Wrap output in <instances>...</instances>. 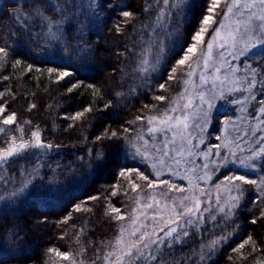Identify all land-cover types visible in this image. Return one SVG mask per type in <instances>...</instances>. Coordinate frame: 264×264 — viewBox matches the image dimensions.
<instances>
[{
	"label": "snow or ice",
	"instance_id": "obj_1",
	"mask_svg": "<svg viewBox=\"0 0 264 264\" xmlns=\"http://www.w3.org/2000/svg\"><path fill=\"white\" fill-rule=\"evenodd\" d=\"M188 6L186 0H172L171 3L170 0H144L138 20L137 12L129 5L114 3L113 0H28L23 6L12 10L11 19L16 27L7 33L8 38L5 39V34L0 32V68H15L27 63L25 59L16 57L24 54L25 48L31 50L32 43L40 46L55 42L58 47L62 44L61 52H68L69 56L79 54L83 59L91 51L90 44L82 35L74 41L70 34L78 30L82 32L84 29L78 28L81 24L88 27L92 22H103L100 21V14L107 9L118 17L111 22L109 31L122 35L124 29L131 25L133 31L146 38L141 39L139 44L134 41L133 45L118 55L132 59L134 67L131 73L138 74L145 86L151 89L149 74L156 72L164 50V43L159 40L161 29L165 23H171V29L163 34L167 38H178V21ZM80 15L88 16V23L81 20ZM12 36H16L13 41L16 47L8 42ZM258 47L260 61L255 65L247 64L248 53ZM241 57L245 58L241 61L244 71L242 76H237L241 68L235 61ZM33 69L34 65L27 63L28 72ZM35 70L40 71L38 68ZM47 72L50 80L55 77L53 83L67 82L65 95L78 93L82 96L91 90L93 101L74 114H65L66 120L81 121L90 126V121L95 120L97 114L111 112L119 102L105 99L101 87L74 79L76 72L68 66L49 67ZM196 77L198 82L194 79ZM7 79L8 76L0 75V80ZM167 80L177 84V96L169 104L162 107L144 104L138 109L141 114L116 126L102 121L103 130L91 141L93 145L99 144L101 147L89 148L87 159L85 156L76 157L81 162L79 167L92 170L103 168L109 161V153L105 151L108 148L124 151L126 159L130 158L136 164L143 163L146 170H151L145 174L139 167H121L116 173L115 182L106 186L110 190L103 196V215L110 223L117 225L114 234L111 238L94 241L87 236L86 225L76 229V225L72 224V229H76L73 240L78 247L70 251L48 247L47 254L66 264H187L189 259L192 264L198 261L207 264L218 248L232 239L234 232L229 233L228 229L235 231L239 228L238 221L243 208L247 207L244 201L249 193H254L249 199L252 206L249 210L253 211V215L247 218V222L251 225H257L258 222L264 224V0H206V8L197 26L180 45L178 58L174 60ZM190 87L198 89L195 96L199 104L194 113L189 111L194 107L189 94ZM158 89L167 91V81L160 83ZM257 90L259 97L256 95ZM136 91V88L130 90L133 95ZM226 92L249 94L243 100L232 99L230 102L234 104H246L249 100L255 103L248 118L242 120L241 124L231 120L224 122L223 144L215 143L207 151L198 153L204 162L199 166L202 174L195 179L203 181L205 185L212 181L216 171L228 164L239 165L245 170L244 173L226 175L219 182H213L212 188L216 190L213 193L212 188L193 183L197 168L190 158L197 155L193 149L198 147L192 144L193 131L198 129L203 133L207 130L214 100L226 99ZM122 95L116 93L117 97ZM7 96H11L13 101L16 99L9 89L0 91V143L5 145L0 147V170L5 165L10 166V162L27 158L29 153L39 156L43 154L39 150L58 151L61 145L48 142L39 125H33L31 120L18 119L17 112L10 110ZM152 99L164 102L169 98L154 94ZM179 101L185 102L180 104ZM36 107L35 103H30L27 110L31 112ZM145 109L150 113L155 110V114H142ZM193 116L197 123L190 125ZM250 121H256L255 125ZM244 124L247 127H243ZM138 125H143V128ZM76 126L75 123H69L68 129ZM26 128L30 132H26ZM10 132L13 134L9 135ZM215 139L219 141L221 136ZM178 140L183 142L179 146ZM199 143H204L202 136ZM34 149L37 152H32ZM39 167L43 165L38 158L32 171L24 170L28 172V178L20 181V186L10 194V199L23 202L30 192L33 179L39 176ZM181 170L184 172L182 176L179 175ZM165 173L188 180V187H182L170 179H162ZM251 174H255L256 178H251ZM137 180L144 184L137 183ZM122 188L123 193L120 191ZM156 189L160 191L156 192ZM121 194L130 201V211H122L112 203V198ZM101 195L88 196L74 204L72 211L92 213L93 209L87 205L91 201H100ZM2 199L4 197L0 196ZM128 207L125 205V209ZM70 220L71 212L57 221V225H67ZM47 222V217L40 221ZM217 228L220 229L218 235L215 234ZM201 230H211L214 238L202 244L200 251L194 252V258L186 257L183 261L177 259L174 254L178 246L184 245L190 234L198 235ZM66 234L67 229H62L59 239L63 240ZM8 238L19 245L18 251L23 250L24 237L19 232L12 231ZM262 245L264 239L258 243L257 238L249 234L231 248L234 255H229L227 259L230 264H264ZM49 264H55V261L50 259Z\"/></svg>",
	"mask_w": 264,
	"mask_h": 264
},
{
	"label": "trees",
	"instance_id": "obj_2",
	"mask_svg": "<svg viewBox=\"0 0 264 264\" xmlns=\"http://www.w3.org/2000/svg\"><path fill=\"white\" fill-rule=\"evenodd\" d=\"M27 2L28 0H0V32L5 34V39L8 38L7 33L12 32L16 27L11 19L12 10ZM113 2L129 5L137 12L138 20L141 18L144 0H113ZM171 2L172 0H170ZM186 2L189 6L184 9L179 18L178 38L176 36L167 38L163 34L171 29V23H165L161 29L159 40L163 41L164 50L156 72L149 74L151 89L145 86L143 79L139 78L138 74L131 73V69L134 67L132 59L118 55L133 45L134 41L139 44L141 39L146 38L133 31L131 25L124 29L122 35L109 31L111 22L118 17L107 9L100 14V21L103 22H92L88 24V27L81 24L78 28H83L82 32L78 30L70 34L74 41L82 35L90 44L91 51L83 59L79 54L69 56L68 52H61L62 44L58 47L55 42L40 46L32 43L31 50L25 48L24 54L16 58L32 63L33 71L28 72L27 63L15 68H0V75L9 77L7 80H0V91L9 89L16 97L13 101L11 96H7L10 110L17 112L20 121L31 120L33 125H39L48 142L61 145L58 151L55 149L52 151L39 150V153H43L39 156L29 153L27 158L18 159L15 163L10 162V166L5 165L3 170H0V196L4 197L0 200V264H49V260L53 256L46 253L47 248L55 246L59 247L61 251L75 250L78 247L73 240L75 231L85 225L88 229L87 236L94 241L111 238L114 234L117 225L110 223L103 215V204L105 203L103 196L110 190L106 189V186L115 182L116 173L121 167H128L136 163L130 158L126 159L124 151L108 148H105V151L109 153V161L103 168L92 170L87 167H79L81 162L76 157L85 156L87 159L86 153L89 148L101 147L99 144L93 145L91 141L103 130L104 123L102 121L116 126L118 123L132 120L137 114H141L138 113V109H141L144 104L162 107L176 98L177 84L174 81H168L167 77L174 60L178 58L180 45L197 26L201 13L206 8V0H186ZM80 19L88 23L89 17L80 15ZM171 19L169 17V21ZM137 27L139 28L138 22ZM24 39L28 40L27 37ZM15 40L16 36H12L8 42L16 47L13 44ZM134 50L138 51V49ZM253 57H255V59L253 58L255 65L260 61V55L254 53ZM149 58L151 59V57ZM63 66H68L76 72L74 79L101 87L105 99H112L114 103L119 101L115 108L111 112L97 114V118L90 121V126L81 121L73 122L64 119L65 114H74L94 98L91 95V90L86 91L82 96L78 93L71 96L65 95L67 82L53 83L54 76L50 80L47 69ZM37 68L40 71H36ZM165 81H167L168 90H159L158 85ZM132 88L137 89L134 95L130 92ZM118 92L123 95L117 97L116 93ZM154 94L164 95L169 99L158 102L152 99ZM30 103L37 105L31 112L27 110ZM97 103L100 102L97 101ZM235 113L236 106L226 112L220 110L214 112V122L208 130L209 143L215 142L217 134L222 133L224 122ZM142 114H155V110L150 113L145 109ZM69 123H75L77 126L68 129ZM138 127L142 129L143 125H138ZM25 130L30 132L28 128ZM11 134L13 133L10 132L9 135ZM132 135L135 136L136 133L133 132ZM83 137L88 139L84 140ZM211 139L213 140L211 141ZM3 146L5 145L0 143V147ZM32 152H37V150L34 149ZM38 158L43 167L38 168L39 176L33 179L29 194L26 195L22 203L10 199V194L20 186V181L28 178V172L24 170L32 171ZM6 180L7 182H5ZM123 191L121 190V193ZM97 194H102L101 200L91 201L87 205L93 209L92 213L72 211L74 204L85 200L88 196ZM251 196L252 194L247 195L244 201L247 207L243 208L238 221L239 228L235 231L231 228L228 229L229 233L234 232L232 239L218 248L207 264H230L227 257L234 255L231 248L249 234L254 235L258 243L264 239V224L258 222L257 225H251L247 222V218L253 215V211L249 210L252 208L249 203ZM112 203L116 207H120L122 211H128L131 206L130 201L123 194L113 197ZM125 205L129 207L125 209ZM69 212L72 214V220L67 225L58 226L57 221ZM44 217H47L48 222L40 223ZM72 224L76 225V229H72ZM209 228H211V222H209ZM62 229H67L63 240L59 239ZM12 231H17L20 236L24 237L23 250L18 251L19 245L8 238ZM219 233L220 229L217 228L215 234ZM213 238L214 234L211 230L208 232L201 230L198 235L190 234L186 238V243L178 246L174 255L181 261L186 257L194 258V252L198 253L201 245L207 244ZM249 259L251 260V257ZM187 264H192V260L189 259ZM197 264L200 262L198 261Z\"/></svg>",
	"mask_w": 264,
	"mask_h": 264
},
{
	"label": "rangeland",
	"instance_id": "obj_3",
	"mask_svg": "<svg viewBox=\"0 0 264 264\" xmlns=\"http://www.w3.org/2000/svg\"><path fill=\"white\" fill-rule=\"evenodd\" d=\"M254 53H257L259 55V53H260L259 47L256 48V49L251 50L248 53L247 60L245 61L247 64L254 65V61H253V58L255 59V57H253V54ZM260 59H261V56H260ZM242 60H245V58L244 57H241L240 60L235 61V64L238 65V66H240V68H241V72L237 73L236 74L237 76H242V73L244 71V66L241 64V61ZM194 79H197V82H198V77H196ZM197 90L198 89H193L191 87L189 88V94L192 97L193 105H194V107L189 110L192 113H194L196 111V106L199 104V101H198V99L195 96V93H196ZM259 94L260 93L257 90L256 91V95L258 97H259ZM225 95L227 97L226 99L217 98V99L214 100V107L212 108L211 113H210L211 120H210V122L208 124L207 130H205L203 133H200L198 129H196V130L193 131V137L194 138L192 139V144L198 145L197 148L193 149V151L195 153H197V155H195V156H193V157L190 158V159H192L195 162V166L197 168V171L193 174V183H199L201 187L212 188V183L213 182H219L220 180L223 179V176L232 175L233 173L240 174V173H244L245 172V170L244 169H241L239 165L228 164L226 167H223V168L219 169L218 171H216L214 173V175H213L212 181H209V183L207 185H205L203 181H197L195 179L196 176L202 174L199 171V166H201L202 163L204 162L203 161V158L200 157L198 155V153H200L201 151H207L208 148H210L215 143H221V144H223V142H224L223 141L224 132H223V127H222V133L219 135V136H221V140L217 141L216 139H214L215 142H210L209 143L210 138L208 136V130H209L210 126L212 125V122H214V115H213L214 112L216 110H220V111H225L226 112V111L230 110L231 108H233L234 106H236V113L234 115L230 116L228 118V120L234 121L236 124H241V121L242 120H246L248 118L249 112L252 110L253 105L255 103L254 101H251V100L247 101L246 104H241V105H237V104H234V103L230 102L232 99H237V98L243 100L245 96L249 95L248 93H244L243 95H241L240 93L228 94L226 92ZM184 102L185 101H179L180 104H183ZM242 108L245 109V110L244 111H241ZM200 122L202 123V121H200ZM250 122L253 125H255V123H256V121H250ZM189 123H190V125H194L195 123H197L196 117L193 116L192 119L189 121ZM243 127H247V124H244ZM231 134H232V129L230 128L229 129V135L231 136ZM259 134L260 133H258V135ZM201 136H202V138L204 140V143L203 144H200L199 143V138ZM217 136H218V134H217ZM249 139H251V137H249ZM212 140L213 139H211V141ZM181 143H183V142L180 141V140H178L177 141V146H179ZM133 166L139 167L142 171H145V174H149V172L151 171L150 169L149 170H146L145 169V165L143 163H140L138 165L132 164V165H130L128 167H133ZM191 166H193V165H185L184 167H191ZM183 174H184V172H183V170H181L180 173H179V175L182 176ZM221 175H222V177H221ZM161 178L162 179H170V180L174 181L175 183H177L178 185H180L182 187H186L187 188L188 185H189V181L188 180H181V179L177 178L176 176H169L167 173H165ZM251 178H256L255 177V174L251 175ZM136 182L139 183V184H141V185L144 184L143 181L137 180ZM121 190H123V188L120 189V191ZM165 190H166V186H165ZM159 191H160V189H156V192H159ZM212 191H213V193H215L216 190L214 188H212ZM249 194L254 195V193H249ZM170 195H172V194H170ZM176 195H179V194H176ZM131 207H132V205L130 206V208H129L128 211L131 210ZM51 260L55 261V264H66V262L61 261V260H59V258H56L54 256L52 257Z\"/></svg>",
	"mask_w": 264,
	"mask_h": 264
}]
</instances>
